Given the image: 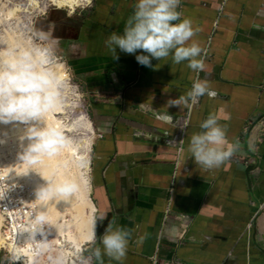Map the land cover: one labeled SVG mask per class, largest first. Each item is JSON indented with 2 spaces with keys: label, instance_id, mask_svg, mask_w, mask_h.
Here are the masks:
<instances>
[{
  "label": "crops",
  "instance_id": "obj_1",
  "mask_svg": "<svg viewBox=\"0 0 264 264\" xmlns=\"http://www.w3.org/2000/svg\"><path fill=\"white\" fill-rule=\"evenodd\" d=\"M136 2L54 10L35 30L38 38L47 34L39 40L65 60L90 101L97 237L113 220L130 233L122 261L102 256L103 264H264V0H181L177 11L195 32L188 44L202 49L199 72L188 61L174 64L171 54L151 66L136 61L141 50L117 49L119 59H112L105 41L123 34ZM197 78L217 95L168 106ZM153 110L171 115V123ZM209 114L239 147L219 168L205 170L188 147ZM95 246L103 249L99 240L89 243L86 257Z\"/></svg>",
  "mask_w": 264,
  "mask_h": 264
},
{
  "label": "clouds",
  "instance_id": "obj_2",
  "mask_svg": "<svg viewBox=\"0 0 264 264\" xmlns=\"http://www.w3.org/2000/svg\"><path fill=\"white\" fill-rule=\"evenodd\" d=\"M180 3L181 0H137L133 14L126 21L123 34L112 33L105 41L112 59H119L117 49L133 55L141 50V54L135 55V59L143 66H151L152 59H166L171 54L174 64L188 61V68L194 72L203 71L204 60L198 59L202 49L195 42L188 44L195 32L190 20H181V13L177 11ZM175 21L180 22L173 23ZM38 36L40 40H48L47 34L42 31ZM44 51L50 52L51 45ZM39 52L40 49L37 48L36 53ZM11 55L12 60L0 61V123L18 121L30 125L21 137V140L27 139L29 143L23 148L19 159L23 163L35 164L41 157L52 156L67 144L66 138L59 131L45 126L41 121L43 113L56 106L58 83L51 73L37 70L38 64L32 52L23 51ZM204 95L214 98L217 93L211 89L208 81L197 78L185 96L169 100L168 106H179L182 101L195 104ZM153 115L160 121H172L171 115L161 114L156 110H153ZM200 128L203 129L202 132L191 135L188 150L195 163L205 170L219 168L234 155L239 145L227 140L226 131L214 114H209L200 124ZM45 181L47 183L36 191L37 200L49 199L55 195L70 198L79 190V185L71 179H65L59 185ZM46 215V210H38L33 220L43 225ZM99 219L103 221L104 217ZM96 224L97 221H93L88 240L93 245L99 240L103 249L95 246L91 255L78 257L79 264H92L93 259L96 264H103L102 256L122 261L127 251L129 230L118 225L113 227L116 224L113 220L98 238ZM4 259H7L8 264H14L18 257L9 256ZM0 264H4L3 259H0Z\"/></svg>",
  "mask_w": 264,
  "mask_h": 264
},
{
  "label": "rangeland",
  "instance_id": "obj_3",
  "mask_svg": "<svg viewBox=\"0 0 264 264\" xmlns=\"http://www.w3.org/2000/svg\"><path fill=\"white\" fill-rule=\"evenodd\" d=\"M58 2L59 0H0V61L12 60V53L19 54L23 51H30L33 53L34 59L37 61V70H43L51 73L57 83L59 81L58 77L61 74H67V79L65 81H62L61 83H58L57 99V102H59L63 106V110L65 113L61 115H56L55 107H53L43 113L41 121L45 126H47L45 123V119L50 116H55L59 121L63 122L65 125L75 126L76 129L74 131H65L64 137L67 141L73 142L80 149L81 154L86 155L85 162L88 163V169L86 170V178L89 184L91 198V151L94 145L93 143L95 142L94 139H96L97 137V131L92 117V109L89 106L90 101L86 96L83 95L82 89L80 88L79 84L71 76L68 66L65 63V60L56 55V52L52 50L50 52H45L44 49L48 47V44L41 42L36 36L35 32L38 22L45 18L49 12L58 9L66 10L67 12H72L67 8L60 9L58 6ZM92 4L93 0H91L90 4H81V6L77 7L74 12H79L83 9L90 8ZM37 48L40 49L39 54L36 53ZM40 54L45 56V58H47L48 60V65L46 67L41 66L39 59ZM15 122L16 121L12 122V127L9 128H6L4 125V134H7L9 135V137L12 138L10 140V144L13 145L17 144V140L13 139V137H15L16 135L18 136L20 134H25L27 129L25 126L28 125L25 123L22 124L21 122H18V125L20 124L19 130L13 131L12 129L16 125ZM89 123L92 124L91 128L89 126ZM21 125L24 126L21 127ZM25 142V144L29 143L28 140ZM88 143H90L89 148H87ZM13 157V162L14 164H16V166L18 165L19 167V165L21 164H27L26 166L30 167V172L28 173V175H30V173L32 172L38 174V172L35 171V168L41 164V160L43 158L49 156L45 155L41 157L40 161L35 164L23 163L16 154H14ZM40 177L43 179V175H40ZM55 179L56 178L52 176L51 179L48 181H51L54 184ZM24 182L28 184L27 179ZM33 199L34 201H37L39 203L40 207H43L42 202L36 200L34 197ZM55 210L57 212L61 211V213L65 215L66 220L69 221V223L67 224H71V230L77 233L76 231L78 230V224H75V222L73 223V218L71 215L74 212V209L71 207L64 208V206L59 205ZM55 210H53L52 213H56ZM65 243L68 244L69 247H65L61 251H73L71 249L72 245L67 242ZM61 254L62 253H60L59 258L61 257ZM79 255L86 257V254L83 250V254H78L75 257L69 254L66 255V257H63L62 263L72 264L71 262L75 261L76 264H79ZM57 256L58 255L54 256V258L59 260ZM6 257L8 256L5 254V252L3 250H0V259H3L4 263L8 262L7 259H4Z\"/></svg>",
  "mask_w": 264,
  "mask_h": 264
},
{
  "label": "bare ground",
  "instance_id": "obj_4",
  "mask_svg": "<svg viewBox=\"0 0 264 264\" xmlns=\"http://www.w3.org/2000/svg\"><path fill=\"white\" fill-rule=\"evenodd\" d=\"M80 3L90 4L91 0H59L58 6L60 9L67 8L74 12L77 7L81 6ZM39 56L41 66L46 67L48 65L47 58H45V56L41 54ZM66 79L67 74H61L58 77V83H61ZM55 110L56 115H61L65 113L63 110V106L59 102L56 103ZM15 123L16 127H13V131L19 130L20 128V124L18 125V121H16ZM45 123L47 127L56 129L63 136L65 131L71 132L76 129L74 125H65L63 122L59 121L55 116L47 117L45 119ZM11 124L12 122L7 124L0 123V141L2 142L1 150L4 151L5 172L9 178L23 182L28 188L30 187L29 190L32 199L34 197L37 200V189L46 184V181H44V179L50 180L52 176L56 178L54 180V185L61 184L65 179L74 180L79 185V190L70 198L55 195L49 199H38V201L43 203L44 208L40 207L39 203L36 201L39 205V210H46V218L50 220L54 225L55 246H64L62 249H58L59 254L57 258H59L60 253H62L59 260H57L56 258H52L51 261H45L43 262V264H64L62 263L63 257H66V255L68 254L75 257L83 252L84 247L87 244L92 243L88 240V236L90 235L93 229V221H95L96 206L90 198V188L86 178V170L88 169V163L85 162L86 155L81 154L80 149L73 142L67 141V144L63 147H60L54 155L45 157L41 160V164L35 168V171L38 172V174L32 172L30 173V175H28V173L30 172V167H27V164H21L18 167V165L16 166V164H14L13 162L14 154L19 157L22 154L23 148L26 147L28 144H25V141H27L26 139L21 140V137L25 134H20L18 136L16 135L15 137H13V139L17 140V144H10V140L12 138L9 137V135L4 134V125L6 128H9L12 127ZM22 126L24 125H21V127ZM89 126L91 128L92 124L89 123ZM25 127L28 128L29 124ZM89 146L90 143H88L87 148H89ZM40 175H43V179L40 177ZM26 179L28 180L29 186L26 182H24L26 181ZM59 205L64 206V208L71 207L74 209V212L71 215L73 218V223L75 222V224H78V230L76 231L77 233L71 230V224H67L69 223V221L66 220L65 215H63L61 211L57 212L55 210ZM53 210H55L56 213H52ZM65 242L72 245L71 249L73 251H61L65 247H69V245ZM3 243L4 241L0 235V244ZM30 263L31 262H27V264ZM71 263L76 264L75 261H72Z\"/></svg>",
  "mask_w": 264,
  "mask_h": 264
},
{
  "label": "built area",
  "instance_id": "obj_5",
  "mask_svg": "<svg viewBox=\"0 0 264 264\" xmlns=\"http://www.w3.org/2000/svg\"><path fill=\"white\" fill-rule=\"evenodd\" d=\"M184 120L177 127L181 136L180 143L188 118ZM1 147L0 141V235L4 241L0 244V250L8 257H18L14 264H43L51 261L59 254L58 249L64 246H55V229L50 220L46 218L43 225L34 222L39 205L32 199L29 188L23 182L11 179L6 174Z\"/></svg>",
  "mask_w": 264,
  "mask_h": 264
},
{
  "label": "water",
  "instance_id": "obj_6",
  "mask_svg": "<svg viewBox=\"0 0 264 264\" xmlns=\"http://www.w3.org/2000/svg\"><path fill=\"white\" fill-rule=\"evenodd\" d=\"M97 232H98V231H97V227H96V234H97Z\"/></svg>",
  "mask_w": 264,
  "mask_h": 264
}]
</instances>
